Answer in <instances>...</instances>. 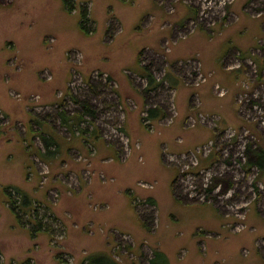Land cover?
<instances>
[{
  "label": "rangeland",
  "instance_id": "rangeland-1",
  "mask_svg": "<svg viewBox=\"0 0 264 264\" xmlns=\"http://www.w3.org/2000/svg\"><path fill=\"white\" fill-rule=\"evenodd\" d=\"M67 1L0 0V260L264 264V0Z\"/></svg>",
  "mask_w": 264,
  "mask_h": 264
},
{
  "label": "trees",
  "instance_id": "trees-1",
  "mask_svg": "<svg viewBox=\"0 0 264 264\" xmlns=\"http://www.w3.org/2000/svg\"><path fill=\"white\" fill-rule=\"evenodd\" d=\"M66 4L68 5V8L70 10H73V2L72 4L69 3L67 0H65ZM70 4V6H69ZM85 19V18H84ZM149 76V75H148ZM151 79V78H150ZM83 115L87 114L89 116H95L96 112L95 109L90 105L89 102L83 103V110H82ZM162 111L157 108V109H150L149 110V115H148V119H155L158 115H162L164 116L165 113L161 114ZM59 114L62 116V123L65 124L66 126H68L70 128V115H68L66 113L65 115V111H61L59 112ZM82 115V116H83ZM150 116V117H149ZM78 120L79 121H84V119H81L78 116ZM2 129L0 128V134L2 133L1 131ZM50 142V141H49ZM48 143H46L45 147L47 148ZM50 146H52V142H50L48 148L46 150H48L50 148ZM261 157L262 160L258 161L257 165L260 167L263 166L264 163V153L263 151L261 152ZM9 188V187H7ZM10 188L12 189H16V195H17V199H19L18 203H15L13 201H11L12 199H14L12 197V192L7 191V193L9 194L10 197H8V199L10 200V203L12 208V211H15L16 208L22 209L25 211V213H27L29 216V219H33V215L37 216V212L41 209H39L42 206V202L40 201H36L33 197H31V195L29 193H27L24 189H22L21 187L18 186H11ZM17 206V207H15ZM38 210V211H37ZM18 219L19 216L17 215ZM42 225L40 222H38V225H35V227L33 229H28V231L30 232L31 236L34 234V231L36 230L37 232H40L39 230H41ZM48 232V230H46ZM54 239V236H51V240ZM153 254V257L149 260L148 264H170V260L168 258V256L161 250L155 249ZM0 255H1V250H0ZM63 253L59 252V254L57 255L58 260H60L61 262L65 263L66 259L63 257ZM28 259L23 260L22 262L18 263V264H26ZM85 261H87V264H134L132 262H128V263H123L121 261H119L117 259V257L115 256H110L107 253L104 252H94L91 253L89 256L84 258V261L80 264H83ZM0 264H5L2 260H0ZM13 264V263H12Z\"/></svg>",
  "mask_w": 264,
  "mask_h": 264
},
{
  "label": "crops",
  "instance_id": "crops-1",
  "mask_svg": "<svg viewBox=\"0 0 264 264\" xmlns=\"http://www.w3.org/2000/svg\"><path fill=\"white\" fill-rule=\"evenodd\" d=\"M158 250H160V249H158ZM154 251V250H153ZM162 251V250H161ZM164 252V251H163ZM165 253V252H164ZM166 254V253H165ZM171 264V263H170Z\"/></svg>",
  "mask_w": 264,
  "mask_h": 264
}]
</instances>
